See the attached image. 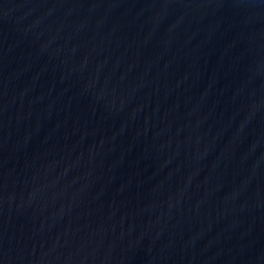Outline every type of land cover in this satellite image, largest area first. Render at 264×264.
I'll return each mask as SVG.
<instances>
[{
	"label": "water",
	"instance_id": "95a60500",
	"mask_svg": "<svg viewBox=\"0 0 264 264\" xmlns=\"http://www.w3.org/2000/svg\"><path fill=\"white\" fill-rule=\"evenodd\" d=\"M0 264H264V0H0Z\"/></svg>",
	"mask_w": 264,
	"mask_h": 264
}]
</instances>
